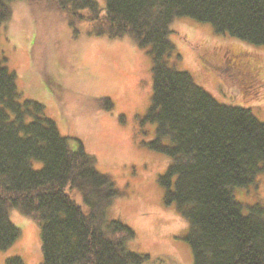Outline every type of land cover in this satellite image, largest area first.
Returning a JSON list of instances; mask_svg holds the SVG:
<instances>
[{"label":"trees","instance_id":"16d2710c","mask_svg":"<svg viewBox=\"0 0 264 264\" xmlns=\"http://www.w3.org/2000/svg\"><path fill=\"white\" fill-rule=\"evenodd\" d=\"M11 1L0 0V27L11 16ZM29 1L58 8L72 25L87 18L90 34L129 35L148 47L154 90L146 118L156 123L150 146L170 156L160 182L167 202L175 201L189 220L194 264H264V206L245 214L233 193L264 171V122L248 107L220 102L169 63L171 24L180 16L264 44V0H106L105 7L97 0ZM7 60L0 49V249L20 235L11 218L17 208L41 226L42 264H142L148 256L128 248L135 231L107 217L121 193L116 183L80 140L73 146L61 133L44 103L23 98ZM33 160L42 166L35 168ZM5 264L25 262L14 255Z\"/></svg>","mask_w":264,"mask_h":264},{"label":"rangeland","instance_id":"374dc122","mask_svg":"<svg viewBox=\"0 0 264 264\" xmlns=\"http://www.w3.org/2000/svg\"><path fill=\"white\" fill-rule=\"evenodd\" d=\"M97 1L105 7L106 0ZM10 5L11 16L0 27V49L17 73L22 96L44 103L72 145L80 140L96 157L98 170L112 177L121 193L108 206L107 217L135 231L128 248L148 256L142 264H194L186 238L189 220L175 201L167 202L160 182L170 156L150 146L156 123L146 118L154 90L148 47L129 35L90 34L87 18L72 25L58 8L29 0ZM169 36L175 45L171 65L188 71L220 102L248 107L264 122V44L218 33L211 23L190 16L177 17ZM102 98L113 105L107 108ZM42 164L33 160L37 169ZM65 189L88 208L76 188ZM233 193L245 214L255 204L264 206V171ZM11 218L20 235L0 249V264L14 255L25 264H42L39 222L17 208Z\"/></svg>","mask_w":264,"mask_h":264},{"label":"flooded vegetation","instance_id":"af4514ba","mask_svg":"<svg viewBox=\"0 0 264 264\" xmlns=\"http://www.w3.org/2000/svg\"><path fill=\"white\" fill-rule=\"evenodd\" d=\"M233 55L237 56L236 54H233Z\"/></svg>","mask_w":264,"mask_h":264}]
</instances>
